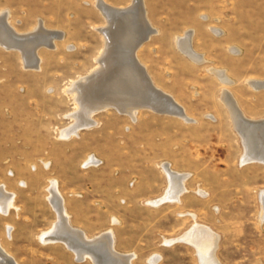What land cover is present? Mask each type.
<instances>
[{
    "label": "rangeland",
    "instance_id": "1",
    "mask_svg": "<svg viewBox=\"0 0 264 264\" xmlns=\"http://www.w3.org/2000/svg\"><path fill=\"white\" fill-rule=\"evenodd\" d=\"M105 1L127 7L133 0ZM96 3L0 0V13L8 10L18 33L40 22L64 33L54 49H38L40 70H27L19 50L0 46V184L17 195L15 206L0 212L2 246L18 264H96L78 260L62 242L39 240L58 219L47 199L57 179L73 224L90 237L112 230L115 250L135 254L132 264H203L182 238L195 223L218 234L221 264H264V162L242 164L248 149L219 98L228 87L249 116L264 117V89L248 83L264 79V0H144L158 33L137 56L193 119L140 109L133 120L105 109L95 125L62 138L75 110L64 88L92 70L105 43L97 28L106 19ZM193 28L195 47L207 58L202 64L177 44ZM209 66L226 68L235 84L225 86ZM167 163L188 174L186 190L178 201L149 204L170 187Z\"/></svg>",
    "mask_w": 264,
    "mask_h": 264
},
{
    "label": "bare ground",
    "instance_id": "2",
    "mask_svg": "<svg viewBox=\"0 0 264 264\" xmlns=\"http://www.w3.org/2000/svg\"><path fill=\"white\" fill-rule=\"evenodd\" d=\"M96 5L106 19V23L97 28L103 34L105 43L92 70L71 81L64 88L65 94L70 96L74 102L75 110L68 115L73 122L61 131V137L69 138L76 135L79 129L95 125L94 115L105 109L118 110L128 114L133 120L136 119L140 109H147L191 121L193 118L186 114L184 107L155 85L146 66L137 56L138 49L152 35L158 33L145 15L144 0H133L127 7H115L105 0H97ZM7 17L6 11L0 13V46L9 50H19L26 67L39 68L41 60L38 56V49L41 47L54 49L57 39L64 38L63 32L49 30L43 26L42 22L34 31L18 33L7 22ZM192 36L193 31L189 30L185 35L177 37L178 47L192 60L203 63V57L191 49L190 38ZM208 69L226 83H231L222 71L213 67ZM222 100L230 108L233 125L248 149L242 158V164L250 161L264 162V117L245 118L227 90H224ZM261 146L262 151L257 153L256 148L259 149ZM163 168L170 180V187L159 201L152 200L149 204L178 201L179 195L186 190L185 180L188 174L174 172L168 163L164 164ZM48 191L50 194L48 200L57 211L58 219L50 229L39 234L41 242H62L76 254L80 261L90 257L96 264H132L135 254L120 253L115 250L112 230L95 237H87L85 232L83 233L70 224V218L63 210V199L54 180L51 181ZM200 193L204 194L202 191ZM260 196L264 214V190ZM14 198L15 194L8 191L4 184H0L1 213L7 214L15 206ZM8 229V236L11 238V226H8ZM210 229H205L201 224L195 223L190 231L182 234V238L194 245L203 264H221L216 256L219 236ZM173 241L169 240L166 243ZM157 260L158 258H154L152 261ZM0 264H18L1 242Z\"/></svg>",
    "mask_w": 264,
    "mask_h": 264
},
{
    "label": "crops",
    "instance_id": "3",
    "mask_svg": "<svg viewBox=\"0 0 264 264\" xmlns=\"http://www.w3.org/2000/svg\"><path fill=\"white\" fill-rule=\"evenodd\" d=\"M6 12H7V14H8V17H7V22L11 25V23H10V20H9V12H8V10H5ZM206 18L208 19V16H206ZM206 19V20H207ZM11 27H13L15 30H16V28L14 27V26H12L11 25ZM211 30H213L215 33H217V34H222L223 32V29H221V28H215V27H213V29L212 28H210ZM190 30H192L194 33H193V36H192V38H190V43H191V47L194 49V51H196L200 56H202L203 57V59H204V63L205 62H207V58H206V56H205V54L204 53H202V52H200L199 50H197V48L195 47V44H194V42H195V37H196V31H195V29L193 28V29H190ZM17 31V30H16ZM223 35V34H222ZM222 35H220V36H222ZM232 48H231V50H232V52H239V48L237 47V46H231ZM12 51H17V50H12ZM19 52V51H18ZM20 53V52H19ZM20 55H21V53H20ZM38 56H39V58H40V60H41V62H40V68H39V70L41 69V63H42V58H41V56L39 55V52H38ZM21 58H22V56H21ZM198 64H202V63H199V62H197ZM209 67H212V66H209ZM208 67V68H209ZM207 68V69H208ZM213 68H215V69H217V70H219V71H222L224 74H225V76L229 79V80H231V83H226L225 81H223L221 78H219L218 76H216L218 79H219V81H221V83H223L225 86H228V85H233V84H235V79H233L230 75H229V73L227 72V69L226 68H216V67H213ZM31 69H34V68H30V69H27V70H31ZM36 70H38V69H36ZM248 83H249V85L252 87V88H254L255 90H262V89H264V79H257V78H251V79H248ZM157 86V85H156ZM158 87V86H157ZM158 88H160L161 90H163L164 92H166V93H168L169 95H171L176 101H177V99H176V97L173 95V94H171L170 92H168V91H166V90H164L163 88H161V87H158ZM224 90H227L229 93H230V95H231V98H232V100L235 102V104L238 106V108L240 109V111L242 112V114H243V116L245 117V118H247V119H258V118H254V117H251V116H249L242 108H241V106L239 105V102L237 101V99L235 98V96L233 95V93L231 92V90H229V88L228 87H224V88H222V90H221V93H220V96H219V98H220V100H221V102L226 106V108H227V110H228V112H229V114H230V116H231V119L233 118L232 117V114H231V111H230V108L227 106V104L225 103V101H223L222 100V95H223V93H224ZM178 102V101H177ZM179 104H180V102H178ZM181 106H182V104H180ZM185 109V108H184ZM186 111V110H185ZM232 123H233V119H232ZM234 124V123H233ZM235 127V126H234ZM85 128H87V127H84V128H82V129H85ZM88 128H90V127H88ZM81 129V130H82ZM81 130L79 131V133H78V135L77 136H75V137H79L80 136V133H81ZM238 132V131H237ZM57 138V137H56ZM73 138V137H72ZM58 139V138H57ZM71 139V138H70ZM66 140H69V139H66ZM92 164V163H91ZM90 165V164H89ZM44 166L47 168L48 166H49V162H44ZM88 166V165H87ZM55 182H56V184H57V187H58V192H59V194L62 196V199H63V210L66 212V214H67V216H68V218H70L69 219V222H70V224L73 226V227H75V228H77L78 230H80V231H82L84 234H86V236L87 237H90V235H88L87 234V232L84 230V229H82V228H80V227H78V226H75L74 224H73V222H72V217H71V214L69 213V211H68V209H67V206H66V199H65V197H64V195H63V193L61 192V190H60V187H59V182H58V180L56 179L55 180ZM19 183H21V185L22 186H26V184H27V182L25 181V180H21V181H19ZM4 185H5V187H6V189H7V184H5L4 183ZM47 187H48V185H47ZM48 191V190H47ZM13 192V191H12ZM14 194H15V198H16V193L15 192H13ZM15 198H14V200H15ZM47 199H48V197H47ZM160 200V198H158V199H156V200H153V201H159ZM50 202V201H49ZM164 202H170V201H162V202H158L157 204H160V203H164ZM51 204V203H50ZM52 205V204H51ZM156 205V204H155ZM55 213H56V211H55ZM56 219H57V213H56ZM50 229V228H49ZM44 231H46V230H44ZM100 233H103V232H100ZM99 233V234H100ZM58 243H60V242H58Z\"/></svg>",
    "mask_w": 264,
    "mask_h": 264
}]
</instances>
